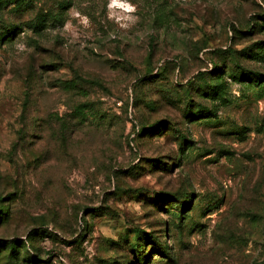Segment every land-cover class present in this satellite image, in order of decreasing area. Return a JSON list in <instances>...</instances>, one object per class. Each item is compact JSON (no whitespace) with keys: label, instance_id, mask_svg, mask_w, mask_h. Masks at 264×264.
<instances>
[{"label":"rangeland","instance_id":"obj_1","mask_svg":"<svg viewBox=\"0 0 264 264\" xmlns=\"http://www.w3.org/2000/svg\"><path fill=\"white\" fill-rule=\"evenodd\" d=\"M121 2L0 0V264H264V0Z\"/></svg>","mask_w":264,"mask_h":264},{"label":"clouds","instance_id":"obj_2","mask_svg":"<svg viewBox=\"0 0 264 264\" xmlns=\"http://www.w3.org/2000/svg\"><path fill=\"white\" fill-rule=\"evenodd\" d=\"M112 3H117V0H112ZM111 6V5H110ZM120 7H125L127 11H134V6L131 5H126V2H124V0H122V2L119 5Z\"/></svg>","mask_w":264,"mask_h":264},{"label":"trees","instance_id":"obj_3","mask_svg":"<svg viewBox=\"0 0 264 264\" xmlns=\"http://www.w3.org/2000/svg\"><path fill=\"white\" fill-rule=\"evenodd\" d=\"M256 81L258 82V81H259V79H258V78H256Z\"/></svg>","mask_w":264,"mask_h":264}]
</instances>
